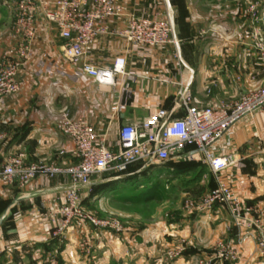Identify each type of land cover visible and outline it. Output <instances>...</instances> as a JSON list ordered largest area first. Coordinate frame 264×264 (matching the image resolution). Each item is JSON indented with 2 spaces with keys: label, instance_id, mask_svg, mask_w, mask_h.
I'll return each mask as SVG.
<instances>
[{
  "label": "crops",
  "instance_id": "1",
  "mask_svg": "<svg viewBox=\"0 0 264 264\" xmlns=\"http://www.w3.org/2000/svg\"><path fill=\"white\" fill-rule=\"evenodd\" d=\"M113 1L122 15L96 23V28L106 31L97 34L83 58L84 63L109 68L116 57H124L127 75L116 78L110 87L97 84L81 74L79 66L68 63L58 30L41 12L37 14L27 58L16 77L19 91L0 100V171L11 156L25 164L73 166L71 140L57 130L64 117L86 121L98 136L105 137L106 147L114 150L123 125L160 113L167 121L183 117L179 89H187L189 106L217 108L234 103L264 81V61L255 57L235 0ZM130 16L168 17L177 47L129 45L119 32ZM13 20L12 4L0 0V63L23 42L13 30ZM211 151L215 156L234 157L236 164L221 172L220 178L243 202L264 212V116L242 119ZM212 180L209 190L215 187ZM69 183L67 175L38 177L26 186L0 178V264L26 258L37 263L67 258L78 229H69L64 238L52 235ZM93 185L91 180L88 188ZM86 188H80V196H85ZM182 222L186 224L178 229L172 225L170 233L158 231L155 240L162 237L158 233L171 236L169 241L183 237L193 249H211L217 241L237 242L225 207L194 212ZM139 236L141 249L149 239L145 234ZM205 262L222 264L212 256ZM135 264L148 262L139 257ZM227 264H264V260L253 242L245 239L236 246V261Z\"/></svg>",
  "mask_w": 264,
  "mask_h": 264
},
{
  "label": "built area",
  "instance_id": "2",
  "mask_svg": "<svg viewBox=\"0 0 264 264\" xmlns=\"http://www.w3.org/2000/svg\"><path fill=\"white\" fill-rule=\"evenodd\" d=\"M17 12L16 34L23 42L0 63V100L18 93L17 74L26 61L28 42L32 38L35 18L41 12L44 19L58 30L63 42V57L81 74L97 84L113 86L115 79L127 75L125 59L118 56L109 68L95 67L84 63L86 49L98 33L105 28H96L98 21H105L122 15V9L113 0H10ZM251 27V47L255 55L264 61V44L260 39L258 23L260 17L254 6H248ZM119 36L135 47L155 48L167 44L177 47L173 23L167 17L130 16ZM27 41V44H23ZM177 99L185 108V115L170 121L157 114L142 119L137 124L120 127L116 149L105 145V137L98 136L84 120L72 121L64 117L57 130L71 140L70 156L76 161L73 166L25 164L20 158L8 157L0 171L5 183L17 181L26 186L38 177L53 179L67 175L70 183L64 192V201L57 210V227L54 238H60L74 220L86 221L94 227L119 230L115 223L103 222L84 213L79 200L80 188L88 187L92 178L103 172L122 175L135 164L142 169H152L169 161L201 163L214 176L215 187L190 207L199 213L211 211L215 206L225 207L234 228L238 230L237 242L233 245L218 244L214 258L222 264L236 261V246L243 240H251L255 250L264 260V212L254 205L243 202L220 178V173L233 167L236 160L231 154L215 156L211 148L223 137L229 135L232 127L244 118L256 114L264 116V81L252 91L244 93L231 104L217 108L189 106L187 89H179ZM229 141L226 146H229ZM200 155V159L196 158ZM1 255V253H0ZM202 264V263H200ZM203 264H210L205 262Z\"/></svg>",
  "mask_w": 264,
  "mask_h": 264
},
{
  "label": "rangeland",
  "instance_id": "3",
  "mask_svg": "<svg viewBox=\"0 0 264 264\" xmlns=\"http://www.w3.org/2000/svg\"><path fill=\"white\" fill-rule=\"evenodd\" d=\"M4 1L11 3L10 0ZM235 1L241 7L240 17L245 31L250 35L247 9L248 6L255 7L260 17V39L264 44V0ZM13 17V30L16 33L18 17L14 6ZM23 44H27V41ZM177 163L169 161L164 165L167 169L156 166L153 170L142 169V164L138 163L122 175L109 171L95 175L92 178L95 185L84 189V197L79 195L81 208L99 221L119 225L120 229H104L86 221L74 220L60 236L64 238L69 229H78L77 237L74 235L72 239L73 249H69L65 261L58 256L59 259L49 263L32 262L26 258L13 264H135L139 257L147 260L148 264L205 263L207 257L215 256L218 244L230 242L217 241L211 249H193L188 246L187 238L177 237L169 241L172 237L162 234L170 233L172 225L178 229L186 224L182 220L196 212L190 204L210 191L208 185L212 184L214 178L205 167L189 168V164L185 163L178 164L177 168ZM176 169H181V172L175 173ZM160 230L163 232L158 234L162 237L157 236L155 240ZM235 230L238 236V230ZM141 234H145L149 241L140 249Z\"/></svg>",
  "mask_w": 264,
  "mask_h": 264
},
{
  "label": "trees",
  "instance_id": "4",
  "mask_svg": "<svg viewBox=\"0 0 264 264\" xmlns=\"http://www.w3.org/2000/svg\"><path fill=\"white\" fill-rule=\"evenodd\" d=\"M185 163H188L189 164V168H196V167H205L203 164H201V163H196V162H191V161H188V160H184V161H179L178 163H177V168H179L178 167V164L180 165V164H185ZM165 165V164H164ZM164 165H162V166H160V167H162V169L164 168V169H167L166 168V166H164ZM175 167V168H176ZM206 168V167H205ZM153 169H155V168H152V169H150V170H153ZM181 170V169H180ZM179 169H176V171H175V173H180L181 171H180ZM98 186V185H97ZM96 186V187H97ZM95 187V186H94Z\"/></svg>",
  "mask_w": 264,
  "mask_h": 264
}]
</instances>
